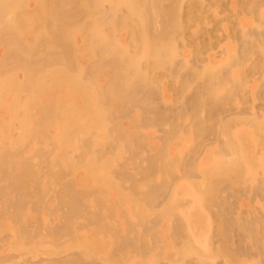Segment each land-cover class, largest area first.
<instances>
[{"label": "bare ground", "instance_id": "obj_1", "mask_svg": "<svg viewBox=\"0 0 264 264\" xmlns=\"http://www.w3.org/2000/svg\"><path fill=\"white\" fill-rule=\"evenodd\" d=\"M185 1L0 0V264L46 257L47 264H214L221 256L259 264L254 252L264 258V216L228 220L235 206L220 195L264 193V116L223 121L218 113L247 92L254 75L239 69L264 56V30L250 32L251 22L240 19L242 45H225L221 60L193 69L178 45L189 25ZM258 3L250 14L261 29ZM185 68L193 72L184 87L202 85L170 116L157 106L169 98L156 71ZM161 127L157 144L151 129ZM207 135L220 140L201 156ZM219 206L228 219L215 210V232L224 240L218 247L211 221ZM235 227L243 250L237 237L233 243Z\"/></svg>", "mask_w": 264, "mask_h": 264}, {"label": "rangeland", "instance_id": "obj_2", "mask_svg": "<svg viewBox=\"0 0 264 264\" xmlns=\"http://www.w3.org/2000/svg\"><path fill=\"white\" fill-rule=\"evenodd\" d=\"M256 1V3H257V1L260 3H258L261 7H262V5H264V4H261L262 2L264 3V0H205V1H202V2H200V3H198V5H197V3H196V5H195V3H190L189 4V1L187 0V1H185V3L183 4V10H182V12H183V15H185V16H183V21H185L184 23L186 24V25H188V29L186 28V32L184 33V36L186 35V37H185V39H182V38H184V36H181V41H178V45H179V47H180V49H181V51L183 52V54L186 52V49L188 50L187 52V55L186 56H188V54H189V56L191 55V59H190V57L188 56V58H189V60H191V63L189 64L191 67L192 66H194V67H199V68H201V66H204V64L208 61V60H211L212 58H214L215 60L217 59V61L220 59L221 60V57H222V51L223 50H225L228 46H226V47H224L225 45H229V44H231L230 46L232 47L233 46V48H236L235 50H237L241 45H242V42H243V40H244V38L242 39V35H241V33H242V28L241 27H239V24H238V22L240 21V19L242 20V21H244L245 19V21H246V23L247 24H249L248 22H251V24H249L248 26H250V27H248V28H250L249 29V31L250 32H254L255 34H257L258 32L259 33H262V31L264 30V21H263V24H262V28L261 29H258V27H257V20L255 19L254 20V17H253V15L252 14H250L251 13V10H252V6H254L255 4H254V2ZM168 4H169V2L168 1H166ZM165 2V3H166ZM166 3V5H168ZM191 4H192V6H191ZM193 4H194V7H193ZM184 5H185V7H184ZM191 6L192 8H194V10L193 11H191L192 10V8L191 7H189V6ZM202 5V6H201ZM250 5H252L251 7H250ZM196 6H200L201 7V9H200V7H197L196 8ZM203 7H204V9H203ZM191 8V9H190ZM263 8V10H264V6L262 7ZM261 8V9H262ZM185 9V10H184ZM207 9V10H206ZM186 10H187V12H186ZM196 10V11H195ZM201 12H199V11ZM250 11V12H249ZM186 12V13H185ZM196 12V13H195ZM199 13V15H201V16H197L196 14H198ZM192 13V14H191ZM193 13H195V15L193 14ZM204 13V14H203ZM188 15H189V19H188ZM190 15H191V17L193 16L194 18H191L190 17ZM196 16V17H195ZM264 16V15H263ZM198 17V18H197ZM186 18V19H185ZM200 18V19H199ZM191 19V20H190ZM198 19V20H197ZM263 19H264V17H263ZM248 21V22H247ZM184 24V25H185ZM253 24V25H252ZM186 25H185V27H186ZM252 29V30H251ZM188 30V31H187ZM254 30V31H253ZM260 30H261V32H260ZM264 32V31H263ZM208 33V34H207ZM259 33H258V35H259ZM187 34H189V35H187ZM209 35V36H208ZM192 37V38H191ZM197 37V38H196ZM189 38V39H188ZM194 38V39H193ZM201 39V40H200ZM178 40H180V39H178ZM198 40V41H197ZM205 41V42H204ZM242 41V42H241ZM184 42V43H183ZM186 42V43H185ZM183 43V44H182ZM188 43V44H187ZM202 45H201V44ZM211 43H213V44H211ZM180 44H182V45H180ZM190 44V45H189ZM184 45V46H183ZM187 45H188V47H187ZM181 46H183V47H181ZM186 46V48H184ZM202 46V47H201ZM211 46H212V48H211ZM205 49V50H204ZM207 49V50H206ZM184 50H185V52H184ZM201 51V52H200ZM190 52V53H189ZM186 54V53H185ZM185 56V55H184ZM215 56V57H214ZM262 55H259V54H256V56L255 57H253V59H251L247 64L248 65H246L247 67L246 68H244V67H240V69H239V73H240V71H241V68H242V70H244V71H241L242 72V74L244 73V72H246V73H250V75L252 76V74L254 75V76H252L251 78H249V83H248V89H247V87H246V91L247 92H242V94L240 95V96H238V99L239 100H237L238 101V103L239 104H236V101H234V104L236 105H232V104H230L231 106H232V108H231V106L230 105H227V106H224L225 108H223V110L221 111V112H218V113H221V115L219 114V118H221V119H223V121H224V119H226V121L227 120H229V119H227V118H233L234 116H238V115H240V117L242 116L243 118H245V119H250V118H252L251 116L252 115H254V112H257V113H255V116L259 119H262V116H264V95H261V92H262V87L264 86V83H263V78H264V56H262ZM197 57V58H196ZM181 58H183V56H181L180 58H179V61H182L181 60ZM211 58V59H210ZM197 59V60H196ZM205 62V63H204ZM259 62V63H258ZM197 63V64H196ZM261 63V64H260ZM203 64V65H202ZM256 66H255V65ZM260 64V65H259ZM196 65V66H195ZM198 65V66H197ZM257 65H259V66H261V67H258ZM255 66V67H254ZM190 67V69H194V67H192L191 68ZM255 68H257L255 71L253 70V69H255ZM261 68V69H260ZM189 69V70H190ZM253 70V72L251 73V71ZM260 69V70H259ZM176 69H174L173 71H174V73L173 72H171L170 74H174V75H169V73H168V71L166 70H164V71H162V69H159V70H157L156 71V74L157 75H160V78H161V84L163 83V85L161 86V84H160V87H161V89L162 90H164L165 92H166V96H167V98H169L168 99V103H166V101L165 102H163V100L161 101V99H159L158 100V103H157V106L159 105L160 107L159 108H161L160 110L161 111H164V112H168V114L170 113V114H172V115H170V116H173V115H176V114H178L177 113V111L179 112V111H181V110H184L187 106H188V103H189V100H192L191 99V97H193V96H195V94L199 91V89L201 88L200 86L202 85L200 82H196V81H194V82H192V84H191V86H190V88H185L184 87V81L185 80H187V79H189L191 76H192V73L191 72H193V71H189L188 70V72H187V68H185V71H184V69L183 70H180L181 72H179V70L178 71H175ZM237 70V69H236ZM247 70V71H246ZM262 70V71H261ZM176 73V74H175ZM178 73V74H177ZM179 73H181V75H179ZM182 73L184 74V77H182L183 75H182ZM190 74H191V76H190ZM176 75V76H175ZM180 76V78L182 79V81H181V79H179V76ZM187 77H186V76ZM190 77H189V76ZM172 76V77H171ZM176 77H178V78H176ZM164 78V79H163ZM184 78H186V79H184ZM184 79V80H183ZM166 82V83H165ZM194 83V84H193ZM200 83V84H199ZM250 86V87H249ZM262 86V87H261ZM183 87V88H182ZM164 88V89H163ZM182 88V89H181ZM250 88V89H249ZM180 89V90H179ZM184 89H185V91H184ZM264 89V88H263ZM183 90V91H182ZM249 90V91H248ZM164 91H161V93L162 92H164ZM264 91V90H263ZM165 92L164 93H162V94H165ZM182 92H184V94L182 93V96L184 95V97L186 98V100L185 99H183L184 97H180V95H181V93ZM167 98H165V99H167ZM180 99H181V101H184V103L181 105V103H180ZM160 101V102H159ZM187 101H188V103H187ZM177 102V103H176ZM241 102V103H240ZM176 103V104H175ZM164 104V105H163ZM186 104V105H185ZM162 105V106H161ZM175 105H177V106H175ZM239 107H238V106ZM182 106V107H181ZM226 107H228V108H226ZM175 108H177V109H175ZM179 108V109H178ZM168 109V110H167ZM169 110H171V112L169 111ZM227 110L229 111V112H227ZM252 110H253V112H252ZM175 112V113H174ZM231 113H233V114H231ZM252 113V114H251ZM260 115V116H259ZM216 116H218V114H216ZM245 116V117H244ZM250 116V117H249ZM248 117V118H247ZM218 118V119H219ZM231 118V119H232ZM234 118H236V117H234ZM220 120V119H219ZM218 120V121H219ZM222 121V120H221ZM220 121V122H221ZM166 126V125H165ZM164 126V129L165 130H167V127L168 126H166L165 127ZM156 128H158V127H156ZM155 129V128H154ZM151 129V130H153V133H152V136H155V137H153V139H154V141H156L155 143H157L158 142V140H159V142L158 143H160V139H161V137H163V134L165 133V130L163 129V127H161V128H159V129ZM163 129V130H162ZM150 130V131H151ZM152 132V131H151ZM160 134H162V135H160ZM208 137H205V141L206 140H208V144L206 143V142H203L205 145L204 146H208L207 148L208 149H206V148H202V150H204V151H201V156H204L205 155V153L204 152H208V150L209 151H211V149H213L212 151L213 152H215V149L217 148V146H216V148L214 147L215 146V143L217 142L218 143V141L216 140V138L218 139V136L216 135V137L214 136V135H212V136H210V135H207ZM160 138V139H159ZM209 138V139H208ZM203 140V141H204ZM218 140H220V139H218ZM157 143V144H158ZM216 143V144H217ZM210 144L212 145V144H214V146L212 147V146H210ZM217 150V149H216ZM153 152H151V154H152ZM150 154V153H149ZM188 154V153H187ZM204 154V155H203ZM200 156V157H201ZM131 166V165H130ZM130 166L128 167L129 168V170H131V172L132 173H134V171H133V169H132V167L130 168ZM134 166V165H133ZM130 172V173H131ZM180 176V175H179ZM178 176V177H179ZM181 177V176H180ZM179 177V178H180ZM136 178H139V176H136ZM181 179V178H180ZM223 190V189H222ZM256 190V189H255ZM226 191V189H224V192ZM222 192V191H221ZM226 192H228L227 193V195H228V197L226 196ZM225 193H224V195H223V192H222V194H220V195H222L223 196V198H222V196H221V198L223 199V200H226V199H229V202H228V204L229 203H233V206H231L232 204H230V208L231 207H234L235 206V208L234 209H237L236 211L233 209V208H231L232 210L231 211H233V213L232 214H230L229 212H231L230 211V209H227V213L225 214L226 216H227V214L228 215H230V217L228 216V218H226L225 217V215H224V213L226 212H223L222 210V208L219 206V208H221V209H219V211L217 210L218 208H217V204H219L220 205V196H219V199H217L216 200V202H219V203H215L217 206H215L217 209H215V207H214V212H213V210H211V209H208L209 211H211V213H210V216L212 217V212H213V216L215 215V213L216 212H218L219 214H218V218H219V216L221 217L222 216V213H223V215H224V217L226 218V219H228V220H236V218H239V219H242V220H245V222H247V218L246 217H248V216H250V217H248V218H251L252 216L251 215H253V217L254 218H259L260 216L261 217H263L264 216V214H263V211H264V193H261V192H259V193H251V196H250V194L249 195H246V197L244 198V197H242L243 195H241V197L243 198V200H241L242 198L241 197H237L236 196V194L234 195V192H233V194H232V192H231V190H230V192H229V190H227ZM255 192V191H254ZM256 192H257V190H256ZM262 194V195H261ZM245 195V194H244ZM254 195H257V196H254ZM235 196V197H234ZM248 196V197H247ZM253 196V197H252ZM225 197V198H224ZM236 197H237V199H236ZM251 197V198H250ZM222 199H221V201H222ZM238 199H239V201H238ZM241 200V201H240ZM240 202V203H239ZM244 203V204H243ZM240 205V207H239V205ZM238 205V206H237ZM160 206V205H159ZM2 206H0V208H1ZM161 207V206H160ZM242 207V208H241ZM242 210H241V209ZM263 209V210H262ZM215 210H216V212H215ZM241 210V211H240ZM221 211H222V213H221ZM240 211V212H239ZM237 213L238 214V216L236 217V216H234V215H236V214H234V213ZM249 212V213H248ZM256 213V214H255ZM259 213V214H258ZM217 214V213H216ZM247 214H249V215H247ZM251 214V215H250ZM261 214V215H260ZM263 214V215H262ZM232 215V216H231ZM245 216V218L243 219V217ZM259 217H258V216ZM208 216H209V212H208ZM235 218H234V217ZM241 216H242V218H241ZM255 216H257V217H255ZM36 217V216H35ZM32 218V219H35L34 220V225H36V226H38L37 224H38V222H36L37 220H36V218ZM215 217V216H214ZM212 217L213 219H215L214 221L212 220L211 221V218H210V221L213 223V225L215 226H212V228H211V226H210V228L212 229V231H211V236L213 237L214 236V238H212V241L214 242V245L215 246H217L218 245V247L221 245V243H223V239H222V241H221V239L220 238H222V237H220V235H218V234H216L217 232H215V230L217 229V231H219V225H218V227L216 226L219 222L217 221L218 220V218L217 217ZM223 217V218H224ZM232 217V218H231ZM251 218V221H252V219H254V218ZM260 217V219L261 220H263L262 218ZM153 217H151V219H152ZM222 218V217H221ZM221 218H219V219H221ZM62 218H60V220H61ZM247 219V220H246ZM58 220V219H57ZM60 220H59V224L61 225L62 224V220H61V222H60ZM222 220V219H221ZM234 220V221H235ZM250 220V219H249ZM255 220V219H254ZM257 220V219H256ZM56 221V220H55ZM231 221V222H232ZM264 221V220H263ZM37 224H36V223ZM54 222V221H53ZM217 222V224H215ZM244 222V221H243ZM248 222H250V221H248ZM31 223H33V222H31ZM57 223V224H58ZM64 223V222H63ZM212 223H210L211 225H212ZM50 224H51V222H50ZM53 224H55V223H53ZM52 225V224H51ZM59 225V226H60ZM264 225V224H263ZM33 226V225H32ZM53 226V225H52ZM261 226H262V224H261ZM29 227V226H28ZM35 227V226H34ZM56 227V226H55ZM61 227H62V225H61ZM215 229H214V228ZM217 227V228H216ZM262 227H264V226H262ZM29 228H31V227H29ZM52 228H54V227H52ZM57 228V227H56ZM236 228V227H235ZM237 231V232H236ZM264 228L263 229H261V232L264 234ZM237 234H236V233ZM235 232H233V243H234V238H236V240H235V242L236 241H238V242H236V244H235V247H236V245H239V244H241V243H239V242H245V241H243L244 239L242 238L243 236H242V232H241V234H240V232H239V230H238V228H236L235 229ZM260 232V233H261ZM236 235H235V234ZM214 234V235H213ZM240 237H239V236ZM262 235V234H261ZM8 236H9V234H8ZM215 236H219V237H215ZM5 237H7V236H5ZM5 237H4V239H5ZM262 237H264L263 235H262ZM3 238V237H2ZM238 238H240V239H238ZM214 239V240H213ZM242 239V240H241ZM245 239H246V237H245ZM219 240V241H218ZM0 241H1V238H0ZM246 241H247V243L249 242V240H247L246 239ZM218 243V244H217ZM238 243V244H237ZM224 244V243H223ZM248 245H249V243H248ZM244 246H247V244L245 245V243H244V245H242V247H244ZM234 247V248H235ZM240 245L239 246H237V248L236 249H241L242 247H240ZM248 247V246H247ZM246 247V248H247ZM251 246H249V248H250ZM233 248V246H231L230 247V249H232ZM246 249L247 251H251V250H253L252 249V247H251V249ZM242 250H243V248H242ZM255 250V249H254ZM256 251H257V249H256ZM242 253H245V252H243L242 251ZM257 253V252H256ZM73 254H75L74 252L73 253H71V255H73ZM246 254H247V252H246ZM251 253H248V255H250ZM253 254V253H252ZM251 254V255H252ZM66 255V254H65ZM63 256L65 259H69V257H72L71 255H70V253L68 254V255H66V256ZM70 255V256H69ZM76 255V254H75ZM257 256L259 255L258 253L256 254ZM256 255H255V252H254V255H252L254 258L252 259L253 261H256V259H257V263H259L260 264V262H261V264L263 263L264 264V262L262 261V260H260V259H264V258H260L259 256V258H256ZM63 257H60L61 259H63V260H65ZM73 257H74V255H73ZM19 258V257H18ZM43 258V257H42ZM45 258V257H44ZM47 258V257H46ZM45 258V260H41L40 258V260H38V261H41L40 262V264H47V259ZM252 258V257H251ZM20 259V258H19ZM19 259H17V261H19ZM56 259V258H55ZM60 259V260H61ZM71 259V258H70ZM258 259L260 260L259 262H258ZM22 259H20V261H21ZM47 260V261H46ZM51 260V259H50ZM57 260V259H56ZM55 260V261H56ZM60 260L58 261V262H60ZM194 260V259H193ZM192 260V261H193ZM19 261V262H20ZM62 261V260H61ZM189 261V260H188ZM187 261V262H188ZM189 262V264H194V262H196V261H194V262ZM225 261V262H224ZM226 261H228V259H226V257H224V256H221V257H219L218 258V260L216 259V262L214 261L213 263L215 264H229V261L228 262H226ZM34 262V261H33ZM36 263H39V262H37V261H35ZM54 262V261H53ZM169 261H167V263H165V261H161L160 263L158 262V263H155V264H169L168 263ZM21 263V262H20ZM19 263V264H20ZM36 263H34V264H36ZM51 263V262H50ZM60 263H62V262H60ZM171 263H173V264H177V263H175V262H170V264ZM22 264H23V260H22ZM52 264V263H51ZM178 264H181V263H178ZM183 264V263H182Z\"/></svg>", "mask_w": 264, "mask_h": 264}]
</instances>
